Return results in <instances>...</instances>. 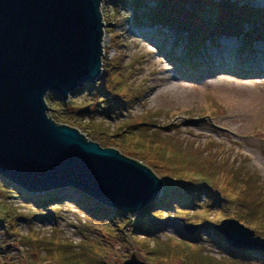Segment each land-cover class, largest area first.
<instances>
[{
	"label": "rangeland",
	"instance_id": "obj_1",
	"mask_svg": "<svg viewBox=\"0 0 264 264\" xmlns=\"http://www.w3.org/2000/svg\"><path fill=\"white\" fill-rule=\"evenodd\" d=\"M132 1L122 0V3L115 4L104 0L101 13L105 24L103 72L112 67L119 68L122 62L120 73L128 81L126 86L131 84L130 89L135 94V100L133 96L128 97L133 106L116 109L118 104L123 105V101L114 93L101 103L95 89L89 90V85L70 95L68 102L75 119L68 126L78 129L88 141L117 149L126 157L141 161L164 181L160 162L149 155L143 160L129 154L116 146L114 139L108 140L97 131V134L92 133L86 126L89 121L93 123L101 119L116 126L120 122L141 120L140 116L148 114L166 141L173 138L188 146L193 143L194 152L200 155L203 163L209 164L217 159V163L225 168L253 177L264 197V75L259 74H264V68L257 63L264 58V21L258 25L250 21L243 29L253 36L250 41L257 51L253 58L248 59V54L242 51L250 44L245 42L243 35L223 34L208 41L201 61L194 60L201 62L200 66L189 65L188 68L175 61L186 58L187 33L154 20L156 0H144L138 12L132 7ZM165 1L183 10L182 15L185 14L184 19L190 27L202 32L216 30L215 26L222 17L230 14L234 3H240V7L250 4L255 10H264V0H204L207 6H184L178 0ZM226 3L230 5H224ZM113 72H108L109 80ZM100 82L101 78L95 85ZM171 83H180L181 87L170 90ZM107 90L112 92V84ZM124 93L128 91L124 90ZM48 107L50 114L54 108ZM83 107H89L85 117L77 114ZM216 167L220 168L222 186L216 182L211 184L220 190L224 202L219 201L218 205L208 208L203 197L198 208L164 212L163 221L169 220V223L159 236L170 242L172 255L163 258L152 253L157 239L144 240V236L136 234V230L142 228V225L135 224L139 214L96 217L80 210L70 200L38 208L24 203L15 192L0 185V264H123L133 254L148 264H200L201 261L188 260L186 256H189L190 249L180 239H188L185 226H200L201 223L207 226L210 235L204 232L202 243L191 245V252L204 248V252L217 259L215 264H262L256 257L232 263L226 258L228 251L221 247L227 246L228 242L224 237H216L212 231L215 225L240 213L238 187L229 174L223 172L221 165ZM212 193L218 194L215 189ZM145 215L141 214V217ZM207 216V222L199 220ZM252 220H257L256 227L262 231L252 230L264 238V208L261 215ZM146 241L149 248L141 243ZM175 248L187 252L178 255Z\"/></svg>",
	"mask_w": 264,
	"mask_h": 264
},
{
	"label": "water",
	"instance_id": "obj_2",
	"mask_svg": "<svg viewBox=\"0 0 264 264\" xmlns=\"http://www.w3.org/2000/svg\"><path fill=\"white\" fill-rule=\"evenodd\" d=\"M103 1L0 0V179L33 194L78 190L131 217L160 198L164 181L55 123L46 101L52 92L68 102L102 75ZM199 229L184 227L189 235ZM214 230L234 249L264 253V238L238 219ZM123 264L148 263L133 254Z\"/></svg>",
	"mask_w": 264,
	"mask_h": 264
},
{
	"label": "trees",
	"instance_id": "obj_3",
	"mask_svg": "<svg viewBox=\"0 0 264 264\" xmlns=\"http://www.w3.org/2000/svg\"><path fill=\"white\" fill-rule=\"evenodd\" d=\"M109 1H114L115 4L122 3V0ZM178 1L179 4H181L182 2V5L184 4V6H193V4L207 6L204 0ZM143 2L144 0L132 1V7L136 12L139 11ZM155 3L157 6V13L154 16V20H156L157 22L168 24L171 27L178 29L179 32L183 31L182 33H187L188 50L186 53V58L181 60L179 58L175 59L178 64H182L184 67L188 68L190 66L197 68L198 66H200L201 62L198 63L194 60H202V53L204 50H207L208 41L213 40V38L215 39V36H221L223 34H227L229 36L234 35L238 37L240 35H243L245 42L250 43V47L248 46V49L246 50L242 48V51L245 54H248V59H251L257 55V51L252 48V43L250 41L253 36L250 35L247 31L245 32L243 29L248 23H250V21L256 23L257 25L263 22L264 15L262 14H264V12L255 10L250 4H243L244 6L240 7L238 5L240 3H234L231 7L232 9H230L229 11L230 14L222 17L220 19L221 21L219 25L215 26V29L217 31L214 30L211 32H202L196 28L190 27L187 19H184L185 16L183 15L185 14L182 15L183 10L180 11L179 8H175L172 4L170 5L165 0H156ZM206 55L207 59H210L207 53ZM121 63L122 62H120L119 66L120 69L122 68ZM119 68L115 69L114 67H112L111 69H109V71L104 70V72H102V75L100 76L102 82L96 85H91L89 90L95 89L97 99H99L101 103H104L106 100H108V98L112 97L113 93L115 95H119L120 101H123V105L118 104L116 106V109L120 106H123L124 108L126 106L129 108L134 104L129 98L133 96V99L135 100V94L130 89L131 84H127L126 86L125 82L128 83V81H126L125 76L120 73L121 71L119 70ZM111 70H114V72L110 74L109 80L108 72H111ZM111 84L112 92H108L107 89H109V85ZM124 90H127L128 93H124ZM46 99L47 104L54 108L49 116L54 120L55 123H57L58 125L68 126L69 123L72 122V119H75V116L72 117L73 111L70 110L72 107L70 102H64L55 93H50ZM81 109L82 110L77 114L85 117L86 114L89 113V107H83ZM140 118L141 120H134L133 122H120L116 126H112L107 121L101 119V121L93 123L89 121L86 126L91 129L92 133L97 134V131L98 133L107 136L109 138L108 140L114 139L115 145L129 154L141 157L143 160L148 159L149 155L153 159L160 162L162 171L165 175L164 193H162L157 201L152 202L149 206L144 208L135 218V224L142 225V228L136 230V234H138L139 236H144V240L157 239L155 241V246L152 249V253L154 256H156L157 258H163L168 254L172 255V253L170 252L171 250L169 251L172 246L170 242H166L160 239L159 236V234L164 231L163 229L166 223H169V220L163 221L164 212H166L167 210L177 212L178 208H198V204L200 203V200L203 199V197L206 200V204L209 205L208 208L210 206L214 207V205H218L220 203L219 201L224 202V197L222 194H220V190L214 188L211 184L212 182H216L219 187L222 186V176L219 175L218 170L220 168L216 167L218 164L221 165V169L223 170V172L229 174V176L231 177V181L235 183L241 193V196H238L237 200V206L240 209V213L232 215L231 217L237 218L251 229L257 228L258 230L262 231L261 228H259L258 226L256 227L255 223H257V220L251 221L252 218H258L264 208V197L262 194V189L259 188L256 180L253 177H247L241 172H237L236 170H229L227 167L225 168L224 165H222L220 162L217 163L219 161L217 159L211 161L209 164L203 163L200 159V155H197L194 152L196 148L193 143L189 144L188 146L186 143L175 141L173 138L172 140L170 139L166 141L163 137V133L156 128V122L152 119V116L146 114L140 116ZM95 120L96 119H94V121ZM175 142L179 143L180 145L174 144ZM189 148L191 150H189ZM138 162L142 163L141 161ZM0 185L10 191L15 192L16 195H18L24 203L31 204L38 208H46L51 203H62L64 201L70 200L80 210L91 213L96 217L103 216L105 218H109L110 216L116 214L124 217H129V213H125L123 211L105 206L91 196L84 194L78 190H51L43 194H33L28 193L27 191L22 189L13 188L6 180L0 179ZM213 189H215V192L218 194L212 193ZM141 214L146 215L144 216V218H142ZM208 218L209 216L199 218V220L201 222H207ZM161 222L164 223H162L161 225ZM212 231L216 237H223L221 234L214 231V229ZM198 232L202 233L201 236L197 235ZM198 232L195 234V236L189 235L185 232L188 239H180L183 243H186L188 245L187 247H189L190 249V251H188L190 252L189 256L186 257L188 258V260L193 259L194 263L198 260L199 262H202H200V264H215L217 259L210 253L208 254L207 252H204V248H199V252H191V247H193L194 245H200V243H202L204 232H208L207 226L204 223H201ZM141 243L149 248V244L147 241ZM174 245L176 246V244ZM177 245L180 246V244ZM221 247L225 248L228 251L229 255H226V258L232 263L238 259L254 260L253 258L256 257V260L259 263L261 262L262 264H264V253L262 252L238 250L234 249L229 244L227 246ZM174 251L178 255L187 252L181 248H175Z\"/></svg>",
	"mask_w": 264,
	"mask_h": 264
},
{
	"label": "bare ground",
	"instance_id": "obj_4",
	"mask_svg": "<svg viewBox=\"0 0 264 264\" xmlns=\"http://www.w3.org/2000/svg\"><path fill=\"white\" fill-rule=\"evenodd\" d=\"M258 11H264V10H258ZM229 53V52H228ZM218 57L221 59L222 58V56L221 55H218ZM264 57V56H263ZM258 64H260V67H262V68H264V58L263 59H261V60H259L258 62H257ZM260 74V76L261 77H263V72H260L259 73ZM179 80V79H178ZM203 80L205 81V78H203ZM170 88V90H176L177 88H180L181 87V84L180 83H176V84H172L171 83V85L169 86ZM150 96V95H149ZM149 96H148V98H149ZM147 98V99H148Z\"/></svg>",
	"mask_w": 264,
	"mask_h": 264
}]
</instances>
